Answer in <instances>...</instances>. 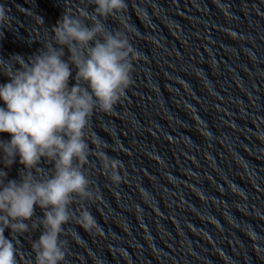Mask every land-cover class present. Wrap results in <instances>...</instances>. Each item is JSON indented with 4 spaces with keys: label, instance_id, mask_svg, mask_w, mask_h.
Masks as SVG:
<instances>
[{
    "label": "clouds",
    "instance_id": "obj_1",
    "mask_svg": "<svg viewBox=\"0 0 264 264\" xmlns=\"http://www.w3.org/2000/svg\"><path fill=\"white\" fill-rule=\"evenodd\" d=\"M127 8L126 0H88L76 11L64 10L38 54L0 59V74L9 78L0 84V134L11 137L0 140V162L10 168L18 156L24 166L18 181L0 169V264H20L18 237L38 229L39 238L31 240L34 260L25 258V264H63L65 225L103 235L88 207L102 201L89 175L90 157L113 185L125 182L126 173L122 161L110 157L88 129L96 112L110 113L122 101L134 83V62L142 59L129 39ZM110 17L121 28L110 30L105 23ZM5 25L10 20L0 5V28ZM72 66L75 84L69 87ZM255 135L264 142V130L257 128ZM42 158L52 167H39ZM36 207L43 216L33 220ZM72 235L80 239L78 232Z\"/></svg>",
    "mask_w": 264,
    "mask_h": 264
}]
</instances>
